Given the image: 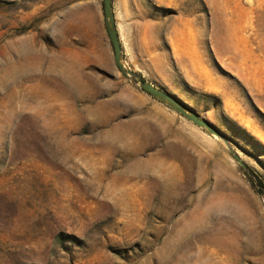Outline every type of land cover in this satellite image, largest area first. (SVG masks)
<instances>
[{
	"label": "rangeland",
	"instance_id": "obj_1",
	"mask_svg": "<svg viewBox=\"0 0 264 264\" xmlns=\"http://www.w3.org/2000/svg\"><path fill=\"white\" fill-rule=\"evenodd\" d=\"M0 0V264H264V0Z\"/></svg>",
	"mask_w": 264,
	"mask_h": 264
},
{
	"label": "water",
	"instance_id": "obj_2",
	"mask_svg": "<svg viewBox=\"0 0 264 264\" xmlns=\"http://www.w3.org/2000/svg\"><path fill=\"white\" fill-rule=\"evenodd\" d=\"M111 3H112V0H103L104 23H105V29H106L109 41L113 49L114 63L116 67L118 68V70L124 76L131 78L132 81L140 89L148 93L154 99L166 105L168 108L175 111L176 113L184 117L186 120H188L195 126L203 129L209 135L215 138L221 139L225 143L228 151L231 153L233 158L244 169H246V166L239 159V157L235 154V152L231 149L228 142L224 140L223 136L209 122L199 117V115H197L195 112H193L190 108H188L186 105H184L182 102H180L178 99H176L172 95L168 94L167 92L163 90L157 89L152 84L144 81L138 74L131 71V69L127 66V64L126 65L123 64L124 60L122 57L121 44H120L119 36L116 30V26H115Z\"/></svg>",
	"mask_w": 264,
	"mask_h": 264
},
{
	"label": "bare ground",
	"instance_id": "obj_3",
	"mask_svg": "<svg viewBox=\"0 0 264 264\" xmlns=\"http://www.w3.org/2000/svg\"><path fill=\"white\" fill-rule=\"evenodd\" d=\"M122 61H123V60H122ZM123 64H125V65H126V62H124V61H123Z\"/></svg>",
	"mask_w": 264,
	"mask_h": 264
}]
</instances>
